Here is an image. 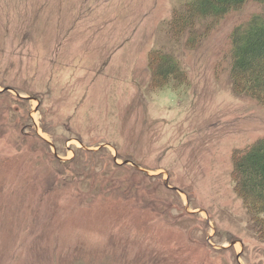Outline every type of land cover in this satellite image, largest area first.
I'll list each match as a JSON object with an SVG mask.
<instances>
[{
    "label": "rangeland",
    "instance_id": "374dc122",
    "mask_svg": "<svg viewBox=\"0 0 264 264\" xmlns=\"http://www.w3.org/2000/svg\"><path fill=\"white\" fill-rule=\"evenodd\" d=\"M188 1L0 0V264H264L233 178L264 105L229 79L259 10L186 42ZM154 53L182 75L159 83Z\"/></svg>",
    "mask_w": 264,
    "mask_h": 264
},
{
    "label": "trees",
    "instance_id": "16d2710c",
    "mask_svg": "<svg viewBox=\"0 0 264 264\" xmlns=\"http://www.w3.org/2000/svg\"><path fill=\"white\" fill-rule=\"evenodd\" d=\"M248 1L257 4L259 13L254 14L244 25L236 27L230 35L229 60L232 64L229 79L236 94L264 105V0H189L173 10L168 20L169 31L177 39L184 34L183 38L187 42L198 35L199 24V28L207 24L209 29L210 21L216 24L229 12L241 9ZM157 56L152 54L150 73L156 80L159 79V83L169 82V78L177 74L176 65H169ZM235 158V192L251 210L254 209V214L264 213V138L235 153Z\"/></svg>",
    "mask_w": 264,
    "mask_h": 264
},
{
    "label": "water",
    "instance_id": "95a60500",
    "mask_svg": "<svg viewBox=\"0 0 264 264\" xmlns=\"http://www.w3.org/2000/svg\"><path fill=\"white\" fill-rule=\"evenodd\" d=\"M3 90H9L8 88H5V89H3ZM55 155H56V153H54ZM116 159V158H115ZM127 163H130L129 161H125L124 162V164H127ZM165 186H167L168 188H171L170 186H169V183H168V180L166 179L165 180ZM207 221V223H209L210 221L207 219L206 220ZM240 257V255H238V258Z\"/></svg>",
    "mask_w": 264,
    "mask_h": 264
}]
</instances>
